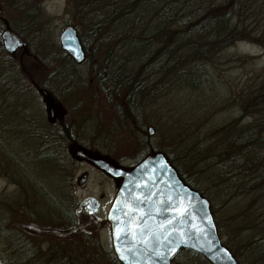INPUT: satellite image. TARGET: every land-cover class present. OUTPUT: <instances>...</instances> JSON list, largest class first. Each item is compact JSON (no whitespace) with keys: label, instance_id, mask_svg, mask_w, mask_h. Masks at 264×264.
I'll use <instances>...</instances> for the list:
<instances>
[{"label":"trees","instance_id":"trees-1","mask_svg":"<svg viewBox=\"0 0 264 264\" xmlns=\"http://www.w3.org/2000/svg\"><path fill=\"white\" fill-rule=\"evenodd\" d=\"M69 1L71 12L73 10L77 18L73 25L80 37L85 32V37L81 39L86 57L81 64L87 65L90 57H94L91 72L88 74L79 69L80 64L54 39L42 46L44 55L27 43L24 48L8 52L0 39V56L5 66L12 67L14 80L20 83L25 79L23 74L30 75L29 82L35 86L37 93L38 87L53 93L52 90L66 83L79 86L94 83L115 109L116 120L121 118V127L133 131L137 126L142 133L146 143L142 155L152 149L164 150L181 177L204 195H207V189L200 185L197 187L178 163H202L201 184L204 176L216 170L220 178L213 179L214 185L222 191L232 195L248 194L252 200L264 202V126L260 123L264 120V68L254 76L259 84L244 87L238 94L241 102L239 115L220 126H217L218 120L211 116L214 113L211 101L215 98L213 86H210V93L205 92L208 66L217 68L219 52L223 48L237 40H247L264 49V0ZM6 24L10 26L6 18H0V29ZM171 94L179 95L180 103L177 113L175 110L169 118H165L168 124L164 122V125H169V132L179 136L182 153L174 152L171 144H152V134L148 133L147 122L142 118L147 114L144 110L146 103L157 104V110H163L166 108L165 98ZM232 99L235 100L234 97ZM167 110L173 111L172 108ZM186 111L190 116L185 115ZM163 114L165 116L166 112ZM245 115L255 118L240 124ZM40 116H36L35 120L24 116V121L17 125L32 129L31 134L36 138L30 150L33 157L37 155L39 160L56 163L55 170L64 178V187H71L72 173L78 163L71 149L81 145L98 151L96 148H100L102 153L109 152L104 147L110 146L111 140L99 139L101 135L96 136L95 131L86 129L92 134L88 139L86 135L76 134L65 117L45 121ZM36 123H41L40 127ZM209 128H213L211 135L206 133ZM201 131L205 132L201 134ZM216 135H221L224 141L212 149L211 146L207 148L203 140ZM39 138L42 141L38 144ZM4 155L20 169L23 178L28 176L29 169L12 144V139L0 133V161ZM142 155L137 156L135 161ZM32 184L39 186V179ZM210 198L212 204L213 199ZM54 207V214H58L62 222L64 201L61 205L54 204ZM91 223L84 219L85 228ZM245 245L252 249L250 251L257 256L258 262H264V231L257 237L249 238ZM230 249L233 254L236 253V248ZM195 255L207 260L195 250L180 248L172 257L171 264L178 256L185 257L183 261H186Z\"/></svg>","mask_w":264,"mask_h":264},{"label":"rangeland","instance_id":"rangeland-1","mask_svg":"<svg viewBox=\"0 0 264 264\" xmlns=\"http://www.w3.org/2000/svg\"><path fill=\"white\" fill-rule=\"evenodd\" d=\"M24 1L26 3H22ZM0 3L1 16L4 20L5 18L8 20L10 28L22 36L27 44L33 45L36 52L41 51L43 55L42 46L45 47L44 44L51 39L58 41L59 30L65 24H74L73 21L77 20L73 10L71 12L72 4L69 0H0ZM83 37L85 32L81 35V38ZM89 45L92 50L93 44L90 42ZM20 59L22 60L21 57ZM219 59L217 68L212 69L208 66L207 77H205V92H211V85L212 91L215 92V98L212 97L211 100L214 106L212 110L214 113L211 116L218 120L217 126L239 115L241 102L238 94L243 88L259 84V80L254 76L264 68V49L255 42L237 40L219 52ZM31 62L34 64L33 61ZM93 62L94 57H90L87 65L83 63L78 67L89 74ZM14 76L12 67L5 66L0 56V133L12 139V144L19 150L23 163L29 169V172L26 171L28 176L23 178L20 169L14 163H10L5 155L0 161L1 259L4 264H118L112 257H107L111 245L105 240V232H101L102 246L98 248H95L91 242L93 235L86 232L80 247L79 245L77 247L75 242H71V238H67L64 242L63 238H52L44 232L47 225L61 222L58 214H54V204L61 205L64 201V208H66L71 207L67 204V200H71L72 196L76 197L79 203L82 198L89 195L112 194L118 179L106 176L96 165L75 155L78 163L72 173L73 186H71L74 195L68 191L69 187L64 190L65 187L62 185L64 178L55 170L56 163L39 160L37 155L33 157L30 150L35 145L36 138L31 134L32 129L17 125L24 121V116L29 120H35L36 116L41 115L45 121H48L46 102L42 95L37 93L35 86L29 82L30 75L23 74L25 79L20 81L21 84L14 80ZM52 92L58 104L56 119L65 117L72 125L73 131L80 136L86 135L90 139L92 134L86 132V129H90L96 132V136L101 135L98 136L99 139L111 140V145L104 147L109 150V152L106 151L108 153H102L100 148H96L99 149L98 151L81 145L75 146L71 151L80 147L91 154L103 156L115 164L124 166L132 165L136 157L142 155L146 145L142 133L137 126L132 128L133 131L121 127V118L116 120L115 109L94 83L81 86L66 83ZM229 96L231 98H228ZM231 101H233L232 104H230ZM179 103L180 96L176 94L165 98L166 108H172L173 111L166 108L158 111L157 104L146 103L144 110L147 114L142 118L147 122L145 126H153L154 132L150 138L152 144H171L174 152L182 153L179 136L169 132V125H164L165 118H169L175 110L177 113ZM258 105L260 107V101ZM187 112L185 115L190 116ZM253 118L255 116L245 115L240 124L251 122ZM149 119H152L151 122ZM260 123L264 126V120ZM40 125L41 123H36V126L40 127ZM204 132L201 131V134ZM212 132L213 128H209L206 133L211 135ZM41 141L42 138H39L38 144ZM223 141L221 135L220 137L216 135L209 136L203 140V143H207V148L211 146L212 149ZM114 157L120 158L121 161L118 162ZM178 164L188 177L195 181L197 187L200 185L207 189V198L213 199L211 209L219 235L229 248H236L234 255L238 264H264L263 261V263L258 262L257 256L250 251L252 249L245 245L249 238L257 237L264 231V202L252 200V196L248 194L232 195L222 191L218 185H214L220 178L216 170L209 176H204L203 184H201L202 163ZM86 173L84 182L78 183L80 177ZM35 179H39L41 191L37 184H32ZM87 228L90 227L87 226L85 229ZM76 248H78L79 257L82 256L77 263L74 258ZM185 257L178 256L174 264H210L198 255L183 261Z\"/></svg>","mask_w":264,"mask_h":264},{"label":"water","instance_id":"water-1","mask_svg":"<svg viewBox=\"0 0 264 264\" xmlns=\"http://www.w3.org/2000/svg\"><path fill=\"white\" fill-rule=\"evenodd\" d=\"M0 36L8 52L26 45L8 24ZM57 37L61 48L77 63L85 59L81 38L72 23L65 24ZM38 91L46 102L48 119L54 120L58 104L53 94L44 87ZM147 131L153 134V126L148 125ZM73 153L119 178L107 218L112 249L121 264H171L180 248L199 252L211 264H238L219 235L210 200L181 177L164 150L152 149L130 166L115 164L80 147ZM173 248L175 251H170Z\"/></svg>","mask_w":264,"mask_h":264},{"label":"flooded vegetation","instance_id":"flooded-vegetation-1","mask_svg":"<svg viewBox=\"0 0 264 264\" xmlns=\"http://www.w3.org/2000/svg\"><path fill=\"white\" fill-rule=\"evenodd\" d=\"M0 7H1V3H0ZM1 12H2V7H1ZM0 18H2V17H0ZM1 31H0V33H1ZM0 39H1V36H0ZM81 41H82V39H81ZM82 44H83V47H84V50L86 53V49H85L83 41H82ZM83 61H81L77 64H81ZM54 120H52V121H54ZM100 170L106 176L113 177V176L109 175L107 172H105L104 170H102V169H100ZM86 176H87V173H86V175L84 174L83 176H81L80 179L78 180V183L84 182ZM113 178H116L119 181V178H117V177H113ZM118 181H117V183H118ZM116 185H114V190H113L112 194H107L104 196H103V194H99L96 196L89 195L88 197L82 198L81 201H79V203H77L76 197L72 196L71 200H67V204L70 205L71 207H66V208H63L61 210V212L64 214V215L62 214V223L47 225L46 229L44 230V232H46V235H48L49 237H52V238H54V237L63 238L64 242L67 241V238H71V242H73V243L75 242V245L77 247L79 245V247H80L81 243L83 242L84 233L86 232L87 234L93 235L91 242L93 243L95 248H98V247L102 246L101 232H105V240L108 244L111 245L110 225H109V221L107 218V211H108L109 205L112 201ZM71 186H73V183L71 184ZM63 187H64V185H63ZM64 190H66V187L64 188ZM68 191H70L71 194L74 195V190H71V187H69ZM93 202H95V206L91 207L90 203H93ZM76 203L78 205L75 207ZM65 204H66V202H65ZM210 205H211V202H210ZM84 219L92 222L91 224L88 225L90 228L85 229L84 224H83ZM214 219H215V217H214ZM96 254H98V252H96ZM81 257H79V251H78V248H76L75 249V257H74L75 262L77 263L78 259ZM107 257H112L113 259L118 261V259L116 258L115 254L113 252L112 245L110 247V251L108 252ZM2 262H3V260H2ZM3 264H4V262H3Z\"/></svg>","mask_w":264,"mask_h":264},{"label":"snow or ice","instance_id":"snow-or-ice-1","mask_svg":"<svg viewBox=\"0 0 264 264\" xmlns=\"http://www.w3.org/2000/svg\"><path fill=\"white\" fill-rule=\"evenodd\" d=\"M79 58V57H78ZM177 212H178V210H177ZM179 214V213H178ZM198 231H203L202 229H198ZM170 251H175V249L173 248V249H170ZM157 255H160L162 258H163V254L162 253H157Z\"/></svg>","mask_w":264,"mask_h":264}]
</instances>
